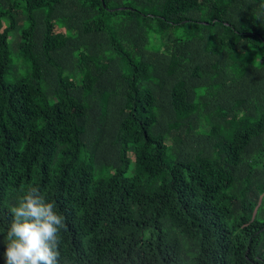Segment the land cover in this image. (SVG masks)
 <instances>
[{
	"label": "trees",
	"instance_id": "obj_1",
	"mask_svg": "<svg viewBox=\"0 0 264 264\" xmlns=\"http://www.w3.org/2000/svg\"><path fill=\"white\" fill-rule=\"evenodd\" d=\"M28 186L59 264H264V0H0V264Z\"/></svg>",
	"mask_w": 264,
	"mask_h": 264
},
{
	"label": "clouds",
	"instance_id": "obj_2",
	"mask_svg": "<svg viewBox=\"0 0 264 264\" xmlns=\"http://www.w3.org/2000/svg\"><path fill=\"white\" fill-rule=\"evenodd\" d=\"M39 188H21L4 235L5 264H59L64 217Z\"/></svg>",
	"mask_w": 264,
	"mask_h": 264
},
{
	"label": "rangeland",
	"instance_id": "obj_3",
	"mask_svg": "<svg viewBox=\"0 0 264 264\" xmlns=\"http://www.w3.org/2000/svg\"><path fill=\"white\" fill-rule=\"evenodd\" d=\"M10 51H11V61H12V67L9 72L6 74V80H12V78L14 77L15 73L18 72H24V65L23 66H18L17 65V57H16V51L12 48V46L10 45Z\"/></svg>",
	"mask_w": 264,
	"mask_h": 264
}]
</instances>
